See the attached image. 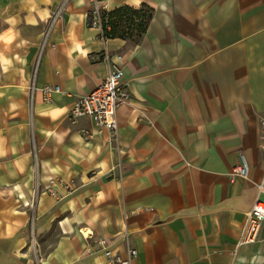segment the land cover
<instances>
[{
	"label": "crops",
	"instance_id": "crops-1",
	"mask_svg": "<svg viewBox=\"0 0 264 264\" xmlns=\"http://www.w3.org/2000/svg\"><path fill=\"white\" fill-rule=\"evenodd\" d=\"M142 4L134 43L89 26L90 0H0V264H108L98 237L132 264H264L240 243L264 196V0H105ZM111 65L115 134L68 118Z\"/></svg>",
	"mask_w": 264,
	"mask_h": 264
},
{
	"label": "built area",
	"instance_id": "built-area-1",
	"mask_svg": "<svg viewBox=\"0 0 264 264\" xmlns=\"http://www.w3.org/2000/svg\"><path fill=\"white\" fill-rule=\"evenodd\" d=\"M90 1L92 3V8L87 15V24L92 27H97L104 37L102 14L108 11L105 0ZM122 80V67L120 65H111L103 80L94 89L75 100L68 112V118L71 121H75L81 117H87L97 126L104 127L111 134H115L117 128V110L129 99V94L122 84ZM42 90L45 99H48L49 94L52 91H59L60 87L58 85H45ZM262 131L264 135V120H262ZM84 132L87 137L89 134L88 131ZM239 158L240 165H237L233 169L232 176L246 177L248 173L247 160L243 154H240ZM71 186L72 184H65V187L68 189L67 193L70 192ZM261 224H264V196L258 197L249 208L240 243L260 241L264 244V235L258 237ZM94 245L97 250L103 253L108 264H132V260L137 254L135 248L127 247L126 256H119L117 252L111 248L110 242L105 237L96 238L94 240Z\"/></svg>",
	"mask_w": 264,
	"mask_h": 264
},
{
	"label": "trees",
	"instance_id": "trees-1",
	"mask_svg": "<svg viewBox=\"0 0 264 264\" xmlns=\"http://www.w3.org/2000/svg\"><path fill=\"white\" fill-rule=\"evenodd\" d=\"M152 9L142 4L139 8L127 5L103 12L104 37L128 38L137 42L146 29Z\"/></svg>",
	"mask_w": 264,
	"mask_h": 264
}]
</instances>
